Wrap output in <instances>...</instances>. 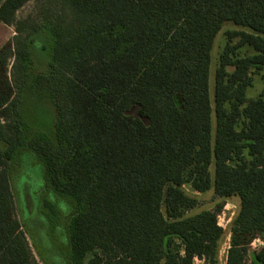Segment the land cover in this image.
<instances>
[{
  "label": "trees",
  "instance_id": "obj_1",
  "mask_svg": "<svg viewBox=\"0 0 264 264\" xmlns=\"http://www.w3.org/2000/svg\"><path fill=\"white\" fill-rule=\"evenodd\" d=\"M27 1L3 0L0 21ZM65 1L75 19L50 26L44 70L22 34L0 47V264H41L31 246L43 264H218L223 205L188 215L185 185L238 196L226 264H264L248 247L264 238V93L247 95L251 70L264 79V0ZM226 21L248 30L228 33L212 106ZM26 86L53 104L51 130L20 110Z\"/></svg>",
  "mask_w": 264,
  "mask_h": 264
},
{
  "label": "rangeland",
  "instance_id": "obj_2",
  "mask_svg": "<svg viewBox=\"0 0 264 264\" xmlns=\"http://www.w3.org/2000/svg\"><path fill=\"white\" fill-rule=\"evenodd\" d=\"M3 0H0V4ZM65 18L68 20L75 19L69 5L65 0H28L23 6H21L15 14L13 24H5L0 21V47L5 43H10L12 49L15 50L13 39L16 35L22 34V36L30 43L32 55L35 60V71L44 70L46 67V61L50 58L52 46L54 43L53 36L50 31V26L57 22L59 19ZM18 27H21V31H18ZM235 30H248V28L234 24L232 21H226L222 28L217 33L214 44L211 50L210 69H209V93L214 106V91H215V70L219 63L220 55L224 49L225 44L229 41V32ZM239 37L231 39V44H237ZM253 50L247 45L239 46L235 54L245 55L252 53ZM15 56L12 55L8 59L7 74L12 80L13 63ZM233 67H229L232 70ZM252 76V84L247 90L248 97H257L264 93V79L262 77L263 71H250ZM20 110L24 117H27L30 123L34 126L41 127L47 130L52 129L54 107L53 104L46 98L41 96L36 91V86H26L24 91L19 96ZM136 113V109L132 110ZM212 144L214 142L215 135V114L212 113ZM214 163L210 166V172L212 179L214 177ZM186 192L192 196L198 198L199 203L196 207L187 211L188 215L200 212L204 209L214 210L219 204H222L221 211L218 214L219 225L224 230L223 238L220 242L218 252V264H226L227 251L231 244L232 237V220L237 214L240 207V198L238 196H232L230 198H224L219 195L213 187L200 192L194 190L190 185L184 186ZM31 243L30 238L28 237ZM264 244V238L261 235H253L250 238L248 247L249 254L258 250ZM33 254L36 259L41 263L40 258L37 256L34 248L31 246ZM194 264H210L204 258H195Z\"/></svg>",
  "mask_w": 264,
  "mask_h": 264
}]
</instances>
